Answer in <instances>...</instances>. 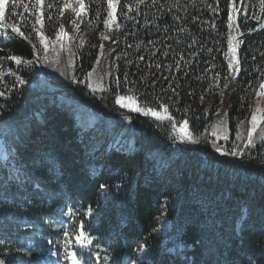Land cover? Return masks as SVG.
<instances>
[{
	"label": "trees",
	"instance_id": "1",
	"mask_svg": "<svg viewBox=\"0 0 264 264\" xmlns=\"http://www.w3.org/2000/svg\"><path fill=\"white\" fill-rule=\"evenodd\" d=\"M80 2L0 0V260L264 264L262 0ZM130 94L162 119L116 103Z\"/></svg>",
	"mask_w": 264,
	"mask_h": 264
},
{
	"label": "snow or ice",
	"instance_id": "2",
	"mask_svg": "<svg viewBox=\"0 0 264 264\" xmlns=\"http://www.w3.org/2000/svg\"><path fill=\"white\" fill-rule=\"evenodd\" d=\"M117 2H119V0H117ZM139 2L140 3H143V0H139ZM36 3L42 5L43 4V0H36ZM16 6L17 5L13 4V5H10V8L11 7H16ZM21 6H23L24 9H25V11H27L30 5L23 4ZM31 6L32 7H35V5H31ZM53 6L54 5H52V4H49L48 5L49 8H51ZM231 6L232 5L229 4V7H231ZM64 7H72V6L70 4H66V5H64ZM108 7H109V9H113L114 10L115 5L113 4L112 0H108ZM128 7H129V11H131V6H128ZM10 8H9V11H10ZM80 8H81V11H77L74 7L72 8V11L75 12V14H76L77 17L81 16V12L84 10L83 0H81V2H80ZM261 8L264 9V0H262ZM3 10H4V5L3 4H0V12H2ZM17 14H19V13H17ZM108 15L110 17H112L113 20L115 19V17L113 16V12L112 11H110L108 13ZM125 15H126V13H125ZM228 19H229V21H231L233 19L231 12L229 13ZM105 25L106 26L108 25V20H105ZM116 27L119 28V25H117ZM231 27H232V24L229 23V28H231ZM262 27H264V26H262ZM13 31L14 32H18L21 36L24 35V33L21 32L18 27H14L13 28ZM181 31H182V29H181ZM38 35H39V33H38ZM57 35L59 36L60 34L57 33ZM65 35H67V34L65 33ZM101 38L104 39V40L110 39V37H108V36H102ZM41 43L44 44V39L43 38L41 39ZM84 43L85 42L82 41L80 46L82 47L84 45ZM238 43L239 42H237V45L234 46L233 45V37L231 35H229V37H228V49H229V53H231V55L229 56L226 53V58L228 59V70H229V73L235 72L237 75L240 72V60H239V58L237 56V46H238ZM100 48L103 49V44L100 45ZM46 49H47V46L45 45V50ZM11 59L15 60L17 63H20L21 62V59L19 57H11ZM253 59H255V57H253ZM216 75H217V77L220 76L219 73H217ZM88 76L90 77L91 76V73H88ZM235 78H236V76H232V79L233 80H235ZM227 79L228 78L225 77V80L226 81H227ZM20 83H24V81L23 80H20ZM217 86H219V83H217ZM89 87H91V84H89ZM224 87H228V84L225 83ZM260 87L261 88H264V81L261 82ZM93 91H96V89H93ZM0 95H2V93H0ZM259 95H262V93L261 92H257V96H259ZM123 99H125V98L124 97H121V96H117L116 97V103L117 104H121V106H125V105H123L121 103ZM201 99H203V97H201ZM161 107L164 108L165 111L167 110V106L166 105H162ZM135 110L139 111L140 109L139 108H136ZM257 111H259V109H257ZM149 113L151 115H153V116H156L158 119L162 118V117L159 116V114L156 111H154L152 109H148V111L146 112V114H149ZM256 120H257V116H256V113L254 112L253 115H252V122H253L254 125H255ZM184 123L187 124V121H185ZM187 138L188 139H191L190 136H188ZM251 143H252V139H251V132H250L249 133L248 144L251 145ZM217 151L219 152L220 149L217 148ZM231 154L232 155H236L237 152L235 150H233V152ZM105 187H106L105 185H101V188H105ZM106 195H108V193H106ZM89 212H91V209H89ZM64 234H65V236L68 235L67 232H65ZM75 242L78 243V244H80L82 248H86L88 245L92 244V242H93V238L88 233H86L83 230V224L82 223L80 225L79 234L76 235V237H75ZM139 250L140 251H143V245L140 246V249ZM98 255L99 254L97 253V256ZM70 258L73 261V264H80V260L78 258V254L76 252H71L70 253ZM0 264H4V261L3 260H0ZM113 264H116L115 259H113ZM133 264H136V262L133 261ZM250 264H251V262H250Z\"/></svg>",
	"mask_w": 264,
	"mask_h": 264
},
{
	"label": "rangeland",
	"instance_id": "3",
	"mask_svg": "<svg viewBox=\"0 0 264 264\" xmlns=\"http://www.w3.org/2000/svg\"><path fill=\"white\" fill-rule=\"evenodd\" d=\"M73 21H74L73 16L71 14L67 13V15L65 16V19H64V26L67 29L68 33L71 31ZM234 22H236V17H234L230 21L231 24H233ZM229 31H230V35L232 37L236 33L233 30V26L231 28H229ZM236 44H237V41L234 40V38H233V45L235 46ZM228 52H229V49H228ZM230 55H231V53H229V56ZM103 58H104V56H103ZM90 83H91V87L93 89H96V91H100L101 93L104 92L106 90V88L109 87V72H108V70L106 69V71L103 73H100L98 71H94L90 77ZM121 103L123 105H125L124 107L129 108L131 113L139 114L142 117H149V118L158 119L156 116H153L150 113L146 114L148 109H152V108H149V107H146V106L140 104L133 94H130V96L128 98L123 99ZM136 108H139L140 110L137 111V110H135ZM152 110L156 111L159 114V116L162 117L163 111L161 109H152ZM164 114H165V112H164ZM165 117H166V114H165ZM160 119H162V118H160ZM144 252H145V249H143L142 253H144ZM59 262L60 263L54 262L53 264H65L61 260ZM67 263L73 264V261L71 260V258L68 260Z\"/></svg>",
	"mask_w": 264,
	"mask_h": 264
}]
</instances>
